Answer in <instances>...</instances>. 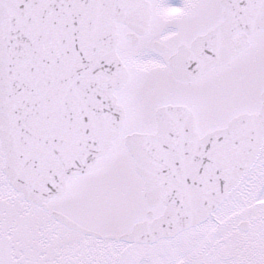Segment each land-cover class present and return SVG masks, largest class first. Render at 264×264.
Masks as SVG:
<instances>
[{"label":"snow or ice","instance_id":"snow-or-ice-1","mask_svg":"<svg viewBox=\"0 0 264 264\" xmlns=\"http://www.w3.org/2000/svg\"><path fill=\"white\" fill-rule=\"evenodd\" d=\"M0 264H264V0H0Z\"/></svg>","mask_w":264,"mask_h":264},{"label":"rangeland","instance_id":"rangeland-1","mask_svg":"<svg viewBox=\"0 0 264 264\" xmlns=\"http://www.w3.org/2000/svg\"><path fill=\"white\" fill-rule=\"evenodd\" d=\"M175 2L178 4L179 3V0H175Z\"/></svg>","mask_w":264,"mask_h":264}]
</instances>
